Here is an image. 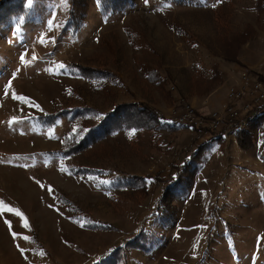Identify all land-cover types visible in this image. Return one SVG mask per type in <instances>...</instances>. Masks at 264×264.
<instances>
[{
	"label": "rangeland",
	"instance_id": "rangeland-1",
	"mask_svg": "<svg viewBox=\"0 0 264 264\" xmlns=\"http://www.w3.org/2000/svg\"><path fill=\"white\" fill-rule=\"evenodd\" d=\"M255 2L133 0L105 15L97 0H0V19L17 12L0 23V264H264L263 132L244 148L237 135L195 139L174 120L181 99L209 114L190 99L206 101L195 78L214 64L227 80L213 91L239 85L222 44L247 24L262 29ZM242 56L264 78V39ZM151 68L167 88L147 79ZM133 103L179 130H123L63 153L67 139L94 141L101 129L92 128ZM188 160L192 189L172 201L167 179ZM134 176L146 179V196L116 191Z\"/></svg>",
	"mask_w": 264,
	"mask_h": 264
},
{
	"label": "trees",
	"instance_id": "trees-1",
	"mask_svg": "<svg viewBox=\"0 0 264 264\" xmlns=\"http://www.w3.org/2000/svg\"><path fill=\"white\" fill-rule=\"evenodd\" d=\"M132 1L133 0H99L98 3L101 12L105 15H110L112 13L125 11L132 4ZM8 5L9 4H7L6 6ZM255 9L257 12V21L261 26L260 28H264V0H256ZM16 13L17 12L8 13L6 17L0 19V23L4 22L7 18H11L13 15H16ZM84 15L85 13L82 14V17ZM82 23V18L81 20H79L77 16H74L71 22H69V27L73 31H79L83 26ZM257 37V27L252 24H247L243 26L240 30L232 33L230 37L227 38L226 42L222 44L223 58L226 61L232 63H240V50L243 48L244 45H246L250 41L255 40ZM146 77L158 87L165 89L169 85L168 78L163 76V74L158 69L151 68L148 72H146ZM223 82L224 77L220 71V67L218 64H214L210 75L200 74L197 76V78H195L197 94H209L213 91V89H215V87L221 85ZM123 108L124 111H120L119 114H117L116 112L119 109H116V111L113 112H109L106 118L101 120L99 125H97L95 128H92V130L96 128L101 129L100 132L96 134L94 141L90 142L88 140L76 145L73 141V136L67 139V141L65 142L66 148L63 150V153L68 156H74L81 150H84L86 147H89L94 143L100 142L106 139L109 135L123 130L135 129L148 130L153 132L167 130L170 132H176L180 128L179 126H175L165 122L164 117L160 114V112H158L156 108L150 106L149 104H126L123 106ZM258 129L263 132L262 135L264 137V118L258 120L255 124H253L251 130L237 134V137L244 148L247 147V142L251 143L252 139L254 141V136ZM194 158H196V154L193 156V159ZM191 161L192 160H188L184 164L178 166L176 174L167 179L171 183L166 187L165 196L171 197L172 201L175 200V198L182 199L183 197L187 196L190 193V190L192 189L194 182L193 176L191 175L190 177H188V173H186V169L190 167L189 163H191ZM197 171L198 169L195 168V166L191 170L192 174H196ZM184 175L186 176L184 177ZM116 191L119 193L126 194H132L128 192L135 191L140 192L141 195L146 196V179L139 176L123 178L116 185ZM163 213L173 214L174 208L172 209V207L167 206V209ZM169 224V222L165 223V225L167 226H169ZM84 226L91 229L108 228V226L100 224L97 225L94 223L92 224V222L90 221L85 222Z\"/></svg>",
	"mask_w": 264,
	"mask_h": 264
},
{
	"label": "built area",
	"instance_id": "built-area-1",
	"mask_svg": "<svg viewBox=\"0 0 264 264\" xmlns=\"http://www.w3.org/2000/svg\"><path fill=\"white\" fill-rule=\"evenodd\" d=\"M262 67L263 63L258 65ZM181 100L183 105L175 112L174 120L195 129V139L208 142L214 138H228L251 130L253 124L264 118V78L257 70L243 68L239 85L229 88L221 110L209 114L200 113Z\"/></svg>",
	"mask_w": 264,
	"mask_h": 264
},
{
	"label": "crops",
	"instance_id": "crops-1",
	"mask_svg": "<svg viewBox=\"0 0 264 264\" xmlns=\"http://www.w3.org/2000/svg\"><path fill=\"white\" fill-rule=\"evenodd\" d=\"M260 28V27H259ZM263 30V31H262ZM264 39V28H262V29H258V37H257V39ZM256 40V39H255ZM254 41V40H253ZM251 42V41H250ZM250 42L249 43H247L244 47H246V46H249V44H250ZM243 47V48H244ZM243 51V50H242ZM243 53H241V55H242ZM240 55V56H241ZM243 58V56L242 57H240V63H236L233 67H234V69L236 70V72H237V74L236 75H233V77H232V79L233 80H236V84H238V83H240V78H241V72H242V69L243 68H246L247 66V64H245V63H243L242 61H241V59ZM251 66V65H250ZM255 66H257V65H255ZM248 67H249V65H248ZM227 74H224V83L226 84V80H227ZM223 83V84H224ZM222 84V85H223ZM225 84L223 85L224 87H225ZM233 85H235V84H233ZM233 85H230L228 88H227V90H221L220 92H219V88H221V86H219L216 90H214L213 92H211L210 94H209V96L207 97V99H206V101H207V104L206 105H203V102L205 101V99H203L202 100V97H199V96H193V97H191V99H190V101L194 104V105H198V107H200L201 108V110L202 111H205V112H208V113H211V112H213V111H217V110H221V108H222V106H223V104H224V102L226 101V99H227V93H228V90H229V88L231 87V86H233ZM211 99V100H210ZM205 101V102H206ZM197 107V108H198ZM222 138V137H221ZM232 138H234V136H231V137H228V138H225V137H223L222 139H218V138H214V139H212L211 141H224V140H228V139H232Z\"/></svg>",
	"mask_w": 264,
	"mask_h": 264
},
{
	"label": "snow or ice",
	"instance_id": "snow-or-ice-1",
	"mask_svg": "<svg viewBox=\"0 0 264 264\" xmlns=\"http://www.w3.org/2000/svg\"><path fill=\"white\" fill-rule=\"evenodd\" d=\"M27 2H28L29 5H31L32 0H27ZM98 2H99V0H98ZM146 2H147V0H146ZM48 23H49V26H51V25L53 24V21H52V20H49ZM34 59H35V57H34ZM21 60H24V56H21ZM59 67H60V68H64L65 65L60 64ZM3 91H4L5 94H7V88H4ZM14 98H15V99H19V100H24V99H26L25 97H22V96H14ZM15 119H16V118H13V121H15ZM135 131H136L135 129H132L131 132H130V135H131V134H134ZM61 171H65V169H64V168H61ZM37 183H39V181H37ZM41 186L43 187V185H41ZM49 191H51V188H50V187H49ZM81 226H83V225H81ZM13 235L15 236V233H14Z\"/></svg>",
	"mask_w": 264,
	"mask_h": 264
}]
</instances>
